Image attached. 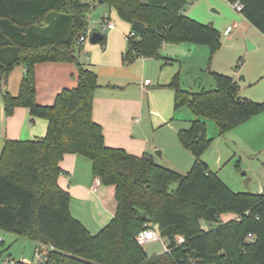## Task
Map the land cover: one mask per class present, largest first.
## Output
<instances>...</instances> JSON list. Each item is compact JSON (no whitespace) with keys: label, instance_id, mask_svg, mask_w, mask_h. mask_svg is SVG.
Here are the masks:
<instances>
[{"label":"trees","instance_id":"1","mask_svg":"<svg viewBox=\"0 0 264 264\" xmlns=\"http://www.w3.org/2000/svg\"><path fill=\"white\" fill-rule=\"evenodd\" d=\"M240 1L241 14L264 34V0ZM104 2L124 22L146 28L142 36L127 38L126 64L139 56L157 57L166 43L207 46L211 54L222 46L214 26L184 14L189 0ZM91 8L83 0H0V84L6 85L16 67L26 68L16 96L1 91L5 114L27 108L32 120L47 122L42 138L5 141L0 229L53 247L44 264H264V194L233 192L202 161L212 144L207 120L215 121L223 136L262 113L264 104L240 97L233 76L213 73L216 89L193 93L181 87L176 74L167 86L175 92V108L187 106L196 116L179 132L195 157L191 170L181 174L150 156L108 147L93 119L98 76L75 55L80 36L89 30ZM44 62L78 67L77 87L59 93L52 106L36 102L34 67ZM70 154L88 158L101 184L115 188V216L95 235L72 215L71 195L58 182L60 162ZM174 183L177 189L170 191ZM225 214L234 218L220 223ZM204 223L218 224L205 229ZM146 225L157 228L167 246L163 254L149 256L138 242Z\"/></svg>","mask_w":264,"mask_h":264},{"label":"rangeland","instance_id":"2","mask_svg":"<svg viewBox=\"0 0 264 264\" xmlns=\"http://www.w3.org/2000/svg\"><path fill=\"white\" fill-rule=\"evenodd\" d=\"M83 1L92 3L91 10L86 14L89 29L102 31L98 23L105 14H110L117 25H120L116 13L110 10L107 4H99L98 0ZM184 14L202 24L214 26L221 34L222 46L211 54L209 47L193 43L163 44L164 47H161L159 53L175 59L172 64L177 68L176 74H179L181 87L193 93L216 89L213 72L217 68L221 70V74L235 76L242 98L264 104V34L245 22L243 15L235 10L228 0H189ZM235 23L237 26L233 27ZM104 34L107 35L105 32ZM75 55L77 59L83 56L79 45L75 48ZM140 70L138 67L132 70L131 74L137 75ZM152 71L147 70L146 78L154 81V87L146 88L145 91L137 90L134 99H144V104L138 105L136 110L128 113L130 122H134L137 128L134 134L138 140L136 150L151 155L157 164L165 168L186 174L193 167L195 157L181 144L179 132L190 128L189 121L195 119V114L187 106L176 109L174 96L172 103L169 101L171 89L158 86V80ZM15 77L10 78L8 87L0 84V97L1 90L6 89L12 93L15 86L17 91L14 96L17 95L20 84ZM134 82L137 87V84H141L139 81ZM169 107L172 115L164 124L158 113L167 116ZM137 120L139 121L136 122ZM206 126L207 137L212 139V144L202 155V161L207 165L209 172L217 174L235 193L264 194V111L231 128L223 136L219 135L215 121L207 120ZM6 130L0 122V157L5 141L9 139ZM177 186V183L171 184L170 191L176 190ZM111 189L113 191L115 188L111 186ZM112 200L116 205L114 197ZM106 204L110 205L109 202ZM230 219L231 214H225L220 223ZM217 224L204 223L203 227L214 228ZM88 231L91 234L96 232L89 229ZM9 235L0 229V239L4 240L0 243V264L12 258L17 261L25 258L33 264H38L36 249L41 244L17 235H14L13 239ZM144 248L149 256L165 252L161 241L144 245Z\"/></svg>","mask_w":264,"mask_h":264},{"label":"crops","instance_id":"3","mask_svg":"<svg viewBox=\"0 0 264 264\" xmlns=\"http://www.w3.org/2000/svg\"><path fill=\"white\" fill-rule=\"evenodd\" d=\"M88 3L92 5L91 2L88 1ZM98 3L106 4L104 0H98ZM117 18L120 22L119 26L111 17V20L115 23L114 30L103 31L101 28L102 21L98 23L102 31L94 28L88 30L89 33L101 32L104 34L105 32L107 35L104 34L105 39L100 43L92 44L89 39L80 44L83 56L78 61L98 76L99 88L94 94L93 119L102 126L106 145L123 149L127 153L138 157H152L146 152L136 150L138 140L135 139L134 134L137 132L135 130L137 128L134 122L133 124L130 122L128 113L131 110H136L138 105L143 106L144 104V99H140V101L134 99L135 92L139 89L145 91L146 88L154 87V81H151L149 85L145 84L148 79L146 78L148 75L147 70H153L152 72L158 80V86L168 88L167 86L172 82L177 71V68L172 64L175 59L162 56L160 52L157 57L153 58L139 56L133 64L127 65L124 60L128 50L127 38L133 32L132 24L124 22L118 16ZM244 20L248 22L245 18ZM236 26L235 23L233 27ZM250 26L252 25L250 24ZM80 53H82L81 50ZM138 67L141 68L140 73L138 72L137 75L131 74L132 70ZM34 70L36 102L40 105L52 106L59 93L65 89L76 88L78 85V67L75 63H38L35 65ZM25 72V66L16 67L8 76L5 86H9L12 76H16V81L20 84ZM213 73L221 74L222 72L215 68ZM232 76L236 80L235 76ZM144 78L146 79L143 81ZM134 81L141 83L140 85L137 84L139 87L136 86ZM15 91H17L16 86L10 94L14 95ZM170 92L169 101L172 103L173 96L175 101V92L173 89ZM171 115V107L168 109L167 116L158 113L164 124L167 123L168 117ZM194 120H190L189 123L191 124ZM0 122L2 128L7 129V137L13 140L42 138L47 130V122L43 119L32 120L27 108H17L13 116L7 117L2 101V93L0 97ZM60 167L63 173L60 175L58 182L61 188L71 195L70 210L72 215L91 232L96 231L92 233L93 235L97 234L115 216L116 205L112 203V198L115 197V189L112 191L111 187L106 188L100 181L99 185L96 186L98 178L93 175L92 162L82 155H66L60 162ZM107 202L110 203L109 206L106 204ZM233 218L234 216L231 215V219ZM8 234H10V238H15L14 234ZM22 259L25 260V258Z\"/></svg>","mask_w":264,"mask_h":264},{"label":"built area","instance_id":"4","mask_svg":"<svg viewBox=\"0 0 264 264\" xmlns=\"http://www.w3.org/2000/svg\"><path fill=\"white\" fill-rule=\"evenodd\" d=\"M228 1L232 4V6H233V8L235 10H237L240 13L243 11L244 5H243V3L240 0H228ZM101 26H102L101 28H102L103 31L114 30L115 29V23L111 20L110 14H105L103 16V20H102ZM92 34L93 33H89V34L86 33V34L81 35L80 39H79V43L83 44L86 41H88ZM135 36H137L136 33L132 32L128 37H135ZM145 84L146 85L151 84V80L147 79L145 81ZM99 181H100V179L98 178L96 180V186L99 185ZM146 227H147V225H146ZM137 240L143 246L144 245H148V244H150L152 242H155V241H161L164 244L165 251H167V246L164 243V241L161 239V237L159 236L158 230H157L156 227L148 226L140 235H138ZM177 240L179 242H183L184 241L183 237H181V236H178ZM3 241H4L3 239H0V243H2ZM52 249H53V247L47 246V245H40V246L37 247V249H36V257L38 259V264H44V262H45V260L47 258L48 252L50 250H52ZM4 264H33V263H31V262H29L27 260L17 261L15 259H9ZM183 264H196V263L194 261H190L189 263H183Z\"/></svg>","mask_w":264,"mask_h":264},{"label":"water","instance_id":"5","mask_svg":"<svg viewBox=\"0 0 264 264\" xmlns=\"http://www.w3.org/2000/svg\"><path fill=\"white\" fill-rule=\"evenodd\" d=\"M132 30H133V32L136 33V35L142 36L144 34L146 28L142 24H140L138 22H134L132 24ZM104 39H105V35L103 33L94 32L90 37V43L97 44V43L104 41Z\"/></svg>","mask_w":264,"mask_h":264}]
</instances>
